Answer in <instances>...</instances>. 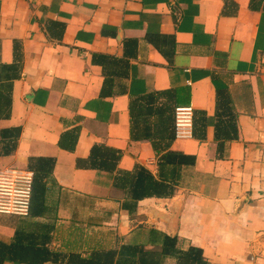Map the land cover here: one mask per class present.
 <instances>
[{
    "label": "crops",
    "instance_id": "0c3cea01",
    "mask_svg": "<svg viewBox=\"0 0 264 264\" xmlns=\"http://www.w3.org/2000/svg\"><path fill=\"white\" fill-rule=\"evenodd\" d=\"M5 166L0 264H264V0H0Z\"/></svg>",
    "mask_w": 264,
    "mask_h": 264
},
{
    "label": "built area",
    "instance_id": "2783aa9c",
    "mask_svg": "<svg viewBox=\"0 0 264 264\" xmlns=\"http://www.w3.org/2000/svg\"><path fill=\"white\" fill-rule=\"evenodd\" d=\"M193 109L190 105L174 109V132L179 138L191 135ZM33 172L27 168H0V213L26 215L30 208Z\"/></svg>",
    "mask_w": 264,
    "mask_h": 264
},
{
    "label": "trees",
    "instance_id": "16d2710c",
    "mask_svg": "<svg viewBox=\"0 0 264 264\" xmlns=\"http://www.w3.org/2000/svg\"><path fill=\"white\" fill-rule=\"evenodd\" d=\"M150 181H152V180H150ZM150 181H149V183H150ZM154 185H155V187L160 186V184H158V182H155ZM42 187H43V184L41 183L40 179L38 178V174L36 173V171L33 172L30 207L33 203L37 202V198H39V199L41 198ZM165 238H167V241H168L165 244L166 247L169 248L171 245L173 246L175 238L169 237V236H165ZM183 254L187 257L188 264H207V261L205 259H203L200 248L189 247L187 249V251L184 252ZM212 264H224V263H212Z\"/></svg>",
    "mask_w": 264,
    "mask_h": 264
}]
</instances>
